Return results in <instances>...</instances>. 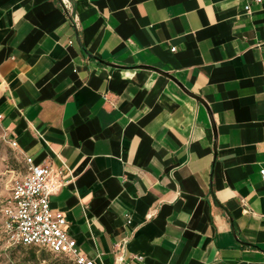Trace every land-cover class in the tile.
I'll list each match as a JSON object with an SVG mask.
<instances>
[{"label": "crops", "instance_id": "1", "mask_svg": "<svg viewBox=\"0 0 264 264\" xmlns=\"http://www.w3.org/2000/svg\"><path fill=\"white\" fill-rule=\"evenodd\" d=\"M69 2L0 0L20 176L95 264H264V0Z\"/></svg>", "mask_w": 264, "mask_h": 264}, {"label": "built area", "instance_id": "2", "mask_svg": "<svg viewBox=\"0 0 264 264\" xmlns=\"http://www.w3.org/2000/svg\"><path fill=\"white\" fill-rule=\"evenodd\" d=\"M252 1L260 3L262 0ZM60 2L63 10L70 12L69 0ZM250 6V3H246L244 10L249 12ZM73 21H76L75 16ZM4 137L9 147L16 150V141L9 140L5 134ZM23 160L26 165L25 172L14 181L8 201L2 210L8 242L12 245L35 246L52 254L66 255L74 264H95L69 237L64 214L51 209L50 196L62 185L54 179L52 168L36 164L29 156H24ZM260 174L264 179V170H261ZM135 258L142 259L141 256Z\"/></svg>", "mask_w": 264, "mask_h": 264}, {"label": "rangeland", "instance_id": "3", "mask_svg": "<svg viewBox=\"0 0 264 264\" xmlns=\"http://www.w3.org/2000/svg\"><path fill=\"white\" fill-rule=\"evenodd\" d=\"M22 166L21 156L9 147L0 128V264H48L49 261L33 259L30 248L8 242L2 210L8 201L14 181L20 178ZM49 255L52 258L71 261L66 255Z\"/></svg>", "mask_w": 264, "mask_h": 264}, {"label": "trees", "instance_id": "4", "mask_svg": "<svg viewBox=\"0 0 264 264\" xmlns=\"http://www.w3.org/2000/svg\"><path fill=\"white\" fill-rule=\"evenodd\" d=\"M18 246H23V247H28L29 252L31 253L33 259H42L45 261H49L48 264H74L71 261H67V260H60L59 258H52L49 254V251L45 250V249H41L35 246H24V245H18ZM52 255H58V254H52Z\"/></svg>", "mask_w": 264, "mask_h": 264}]
</instances>
